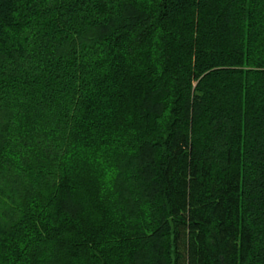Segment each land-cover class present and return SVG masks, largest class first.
Returning <instances> with one entry per match:
<instances>
[{
  "label": "trees",
  "instance_id": "1",
  "mask_svg": "<svg viewBox=\"0 0 264 264\" xmlns=\"http://www.w3.org/2000/svg\"><path fill=\"white\" fill-rule=\"evenodd\" d=\"M0 264H264V0H0Z\"/></svg>",
  "mask_w": 264,
  "mask_h": 264
}]
</instances>
